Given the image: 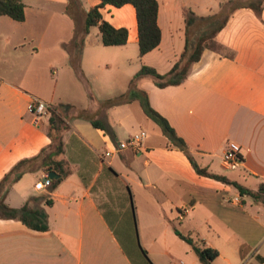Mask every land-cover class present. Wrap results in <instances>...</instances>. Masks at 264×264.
<instances>
[{
    "label": "crops",
    "instance_id": "0c3cea01",
    "mask_svg": "<svg viewBox=\"0 0 264 264\" xmlns=\"http://www.w3.org/2000/svg\"><path fill=\"white\" fill-rule=\"evenodd\" d=\"M21 1L26 5L24 22L0 16V181L19 162L37 157L52 144L51 113L36 123L28 109L34 98L50 106L70 104L89 116L69 114L65 152L58 160L70 173L54 192L36 189L46 175L37 169L10 188L6 203L22 208L30 202L45 209L50 228L35 231L20 221L0 219V264H149L143 250L153 264H202L174 226L201 246L217 250L213 264H264L263 201L197 174L139 101L108 111L100 107L110 100L107 96L127 93L143 66L168 74L186 48L188 11L207 17L218 13L221 4L158 0L162 41L143 57L135 7L106 6L101 9L104 20L128 29V43L107 47L99 27H92L80 59L86 85L65 48L76 27L66 12L69 1ZM80 1L85 14L100 4ZM84 24L85 18L81 27ZM215 41L216 47L204 51L182 85L161 89L144 78L138 87L186 141L200 168L258 192L264 184V9L260 15L249 8L236 10ZM129 47L134 55L114 56V51L127 53ZM69 84L77 98L66 89ZM111 92L114 95H108ZM93 118L109 125L115 138L95 128ZM142 130L148 136L139 148L122 146V140ZM230 142L243 150L244 162L237 170L224 164ZM112 177L124 183L131 207L136 201L146 222L159 224L145 227V248L120 232L128 209L119 214L111 195L108 204L103 201L101 183ZM47 198L52 206L46 205ZM184 208L190 211L181 219Z\"/></svg>",
    "mask_w": 264,
    "mask_h": 264
},
{
    "label": "trees",
    "instance_id": "16d2710c",
    "mask_svg": "<svg viewBox=\"0 0 264 264\" xmlns=\"http://www.w3.org/2000/svg\"><path fill=\"white\" fill-rule=\"evenodd\" d=\"M68 1L69 5L66 12L74 21L76 27L73 40L65 48L71 56L72 67L81 78H83L80 71L81 52L85 39L92 27H99L102 42L107 47L124 46L128 43V29H117L104 20L101 9L106 6L122 8L126 5H132L135 7L141 57L154 51L161 44L162 30L158 24V0H100V4L87 14L84 13L80 0ZM220 8L218 13L207 17H200L193 11H188L186 16V48L173 69L168 74L162 75L153 67L143 66L131 80L127 93L100 103V107L109 109L139 101L145 115L162 130L163 134L171 141L174 147L185 153L197 174L232 185L238 189L242 196H249L256 201L260 200L264 202V198H262L264 196V184H261L258 192H254L226 177L211 174L205 169L200 168L192 156L190 147L186 141L177 134L169 121L152 107L148 93L138 87L139 81L144 78L152 79L155 85L161 89L182 85L188 79L193 65L202 59L204 51L209 46L216 47V36L225 27L231 15L241 8L252 9L260 15L264 9V0H228ZM0 16L9 17L17 22H24L26 20V5L21 0H0ZM83 18H85V24L84 27H81V20ZM90 98L94 99L92 94H90ZM71 112L81 118L89 116L88 111L80 110L70 104L51 105L49 137L52 140V144L37 157L19 162L0 181V219L20 221L29 229L35 231L45 232L49 230V215L45 209L33 207L30 202L26 203L22 208H12L6 203V198L10 188L15 183L19 182L26 173L35 171L36 169L42 170L45 174L56 172L61 176L60 179L53 180V184L49 188L50 192H54L58 185L69 175L70 171L65 167V163L59 161L58 158L65 152L63 133L70 128L69 114ZM90 121L95 128L104 130L111 138H115V134L112 132L110 126L103 120L93 118ZM53 204V200L46 199V205L52 206ZM132 207L135 209L134 204H132ZM174 232L180 239L191 246L202 264H213L219 257L217 250L201 246L190 236L183 235L176 226H174ZM143 254L147 262L153 264L146 250H143Z\"/></svg>",
    "mask_w": 264,
    "mask_h": 264
},
{
    "label": "rangeland",
    "instance_id": "374dc122",
    "mask_svg": "<svg viewBox=\"0 0 264 264\" xmlns=\"http://www.w3.org/2000/svg\"><path fill=\"white\" fill-rule=\"evenodd\" d=\"M199 1H202L203 3H207L209 5H214V4L224 5L226 2H228V0H199ZM115 50H122V49H115ZM108 53H111V52H108ZM108 53H104V54H108ZM135 53H136V50H135ZM120 55L132 56L134 55V53L130 50V47L128 48L127 53L126 51H114V56H120ZM115 70L116 69H114V72ZM80 71L82 73L81 61H80ZM78 78L79 80H81L87 85L86 80L84 78H81L80 75H78ZM79 86L81 85L79 84ZM66 89L70 92V94H74L73 96L77 98L76 89L73 85H70V84L66 85ZM113 93L114 92H111V94H108V95H114ZM107 97H111L109 99L112 100L119 96H107ZM96 102L97 104L99 103L98 101ZM108 110L109 109H104V111H108ZM128 142H129V139L121 141V143L126 147L128 145ZM101 185H102V192H103L102 193L103 201L104 202L108 201L106 202V204L109 203L110 201L109 198L111 195V204L113 205V208L115 207L119 211V214L121 215L125 214L126 210L128 209V213H127L128 221H125L122 224V228H120L121 234L124 236H130L132 240H129V241H132L133 243L136 242V244H138L139 246H143V242L145 243V239H143L145 227L148 228V226H156L158 228L159 224L149 223L148 221L146 222V218H144V216L141 213V210H139L138 205L136 204V201H134L135 209L131 207L130 197L128 195H127L128 198L126 197V193L124 192V183L121 180H116L113 177L104 178ZM128 202L130 203V206L128 205ZM150 210L152 209L149 207V211ZM134 211L135 213L133 214ZM129 247L133 249L131 244L129 245ZM143 247L145 248V246Z\"/></svg>",
    "mask_w": 264,
    "mask_h": 264
},
{
    "label": "built area",
    "instance_id": "2783aa9c",
    "mask_svg": "<svg viewBox=\"0 0 264 264\" xmlns=\"http://www.w3.org/2000/svg\"><path fill=\"white\" fill-rule=\"evenodd\" d=\"M50 105L46 102L34 98L29 104V112L33 115V119L36 123H39L44 117H48L50 115ZM148 136V132L142 130L140 133L135 134L129 139L127 148H139L143 142V140ZM122 146H124L122 144ZM126 147V146H124ZM108 156L111 153H107ZM244 162L243 158V150L242 147L234 142H230L227 146L225 156H224V164L230 170H237L241 167ZM53 180L49 178L48 174H46L43 180H40L36 184L37 190H45L52 186ZM237 204L240 203V200L237 198L235 200ZM190 208H184L180 212V218H184L188 215Z\"/></svg>",
    "mask_w": 264,
    "mask_h": 264
},
{
    "label": "water",
    "instance_id": "95a60500",
    "mask_svg": "<svg viewBox=\"0 0 264 264\" xmlns=\"http://www.w3.org/2000/svg\"><path fill=\"white\" fill-rule=\"evenodd\" d=\"M48 176H49V178L50 179H52V180H58V179H60V175L59 174H57L56 172H50L49 174H48Z\"/></svg>",
    "mask_w": 264,
    "mask_h": 264
}]
</instances>
